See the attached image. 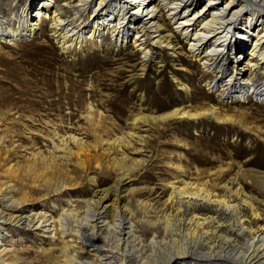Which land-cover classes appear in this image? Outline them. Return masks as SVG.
I'll use <instances>...</instances> for the list:
<instances>
[{"label":"rangeland","instance_id":"obj_1","mask_svg":"<svg viewBox=\"0 0 264 264\" xmlns=\"http://www.w3.org/2000/svg\"><path fill=\"white\" fill-rule=\"evenodd\" d=\"M5 1L4 14L13 7L20 17L26 6L29 19H36L35 0ZM206 2L200 1L196 10ZM58 3L63 5L64 0ZM92 14L89 10L84 21H91ZM14 20L11 24L16 26ZM125 22L132 30L126 32L123 45L108 34L100 40L86 34L80 43L66 47L61 36L53 34L49 19L40 23L33 35H22L11 43L0 38V190L4 193L10 183L15 193L29 194L32 202L24 209L49 215L105 191L106 201L118 197L121 205L136 211L134 220L149 242L153 230L139 218L161 217L171 191L166 182L174 180L177 168L182 167L188 172L182 177H207L210 188L214 186L227 197L232 195L231 200L240 203L242 220H247L255 234L261 233L264 103L246 98L227 101L230 93L220 90L226 79L215 84V75L190 56L189 44L178 36L173 23L165 33H173L175 48L155 45L154 56L147 60L133 42L137 21L130 25L128 19ZM240 23L239 17L233 27H238L233 29V37L238 34L234 51L242 42L246 52L240 55L237 51L236 55L233 49L232 54L225 50L227 71L235 68L233 65L245 64L255 37L256 26L247 30ZM248 31L252 35L248 36ZM263 80L260 77L259 81ZM246 90L250 94V89ZM211 107L224 118L222 122L210 114L192 120L172 118L165 123L135 121L140 116L151 119L174 109L201 111ZM75 136L82 139L81 146L74 143ZM114 140L121 142L122 150L109 148ZM196 168L206 172L198 175ZM240 196H245L255 210ZM2 197L0 194V209L5 207ZM138 201L150 204L154 211L147 216ZM189 204V211L195 208L199 213L215 214L220 222L214 224H219L220 234H202L201 248L208 251L209 245L226 246V238L234 239L238 246L246 242L249 235L234 227L235 216L224 214L200 197ZM173 215L177 232L174 237H166L170 245L180 239V216L176 217V210ZM5 228L4 242L15 245L25 264H48V256L41 252L49 243L47 234H36L30 228ZM156 230L163 235L160 226ZM227 247L232 248L229 243ZM196 262L210 263L195 259L187 264Z\"/></svg>","mask_w":264,"mask_h":264},{"label":"bare ground","instance_id":"obj_2","mask_svg":"<svg viewBox=\"0 0 264 264\" xmlns=\"http://www.w3.org/2000/svg\"><path fill=\"white\" fill-rule=\"evenodd\" d=\"M200 1L202 0H64L61 5L58 0H35L33 3L37 7L36 19L32 21L29 14H26V6L22 9L20 17L15 14L13 7L9 13L4 14L6 1L0 0V38L11 43L22 35H33L38 25L49 19L53 34L61 36L62 42L67 44L66 47L80 43L87 35L100 40L107 34L116 43L123 45L127 41L126 32L132 30L125 20L128 19L129 25L136 20L137 31L133 42L143 54V58L148 60L154 56L155 45L175 48L172 42L173 33H165L173 23L178 36L189 44L190 56L201 62L205 71L215 75V84L226 79L220 90L230 93L227 101L246 98L249 101L264 103V80L259 81L260 77L264 79V0H206L207 2L196 10ZM89 10L92 11L93 18L91 21H84ZM165 12H168L169 23L164 17ZM12 17L17 21L16 26L11 24ZM239 17L240 27H246L248 30L256 26L253 30L255 37L245 64L233 65L235 68L227 71L225 62L228 55L225 50H228L229 54H232V49L234 51L233 43L235 44L238 34L233 37V29L236 31L238 27H233ZM248 34L252 35L249 31ZM231 37L232 40L228 44ZM237 44L240 55L246 52L242 42ZM246 89H250V94H247ZM217 113L215 107L201 111L174 109L151 119L140 116L135 121L146 123L154 120L157 123H165L172 118L192 120L206 114L219 121L224 119ZM72 139L81 146V138L75 136ZM109 148L122 150V144L119 140H114L109 144ZM196 170L198 175L206 172L199 168ZM185 173H188L187 169L177 168L174 180L166 182L171 191L164 203L161 217L155 220L150 216L139 218L153 230L149 242L145 233L139 229V223L134 220L136 211L128 205H121L118 197L111 202L106 201L108 194L105 191L95 193L93 197L75 205L68 200L66 202L72 204V208L63 206L57 215H49L41 211L36 213L29 208L24 209L23 206L32 202L29 201V194L25 191L15 193V187L7 182L8 190L6 188L4 193L0 190L5 202V207L0 209V264L26 263V259L15 251L13 243L8 245L4 242L7 234L2 231L6 230V225L13 226L17 231L30 228L36 234H47L49 243L41 252L48 256V264H187L195 259L210 263L192 264H264V230L255 234L254 229L247 226V220H242L244 214L240 203L232 201V195L227 197V194L218 192L213 185V188H210L207 177L199 175L189 180L182 177ZM198 197L210 205H215L218 210L224 211V214L235 216L237 220L234 227L249 235L246 242L238 246L234 239L226 238V246L221 244L218 248L209 245L208 251L201 248L203 233L213 237L220 233L219 224L214 226L219 222L215 214L199 213L195 208L189 211L186 207ZM240 198L255 210L245 196ZM138 207L147 216L154 211L152 206L145 202L138 201ZM175 210L176 217L180 216V219H177L180 239L177 244L174 238L175 241L170 245L166 237H174L177 232V224L173 223L172 219L175 217ZM159 226L163 229V235L156 230ZM209 228L217 229L213 231ZM217 237L223 239L222 235ZM228 243L232 248L227 247Z\"/></svg>","mask_w":264,"mask_h":264}]
</instances>
